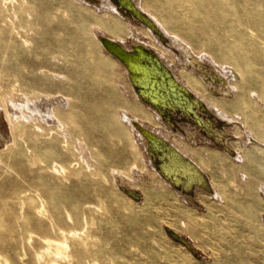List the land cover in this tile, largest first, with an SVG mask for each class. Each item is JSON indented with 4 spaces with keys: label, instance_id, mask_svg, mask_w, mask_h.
<instances>
[{
    "label": "rangeland",
    "instance_id": "obj_1",
    "mask_svg": "<svg viewBox=\"0 0 264 264\" xmlns=\"http://www.w3.org/2000/svg\"><path fill=\"white\" fill-rule=\"evenodd\" d=\"M147 1L170 30L186 38L200 53H209V69H213L214 57L236 61L237 53L244 54L248 113L242 115L233 106L231 91L227 97L213 96L229 98L226 108L239 112L234 116L247 121L254 133L250 135L264 141V98L260 97V83L264 82V0H211L208 10L215 17L219 15L217 23L215 18L187 22L185 13H167L160 3ZM74 2L0 0L1 90L16 99L30 96V90L61 93L68 98L72 113L66 120L70 151L48 130L36 135L28 129L29 148L19 140L18 149L2 154L0 264H49L38 242L33 240L32 244L25 238L28 227L34 231V238L49 231L47 221L40 222L31 209L38 203L36 188L45 196L55 220L53 239L65 242L69 254L60 255L53 264H264V149L248 140L239 127L229 128V141L240 153L238 157L225 156L202 141L195 128L192 130L199 139L194 146L185 136H175L176 142L196 153L218 192L213 196L197 190L201 206L179 203L150 170L141 151L143 145L129 128L130 118L137 113L144 116L146 125L156 121L136 110L133 93L124 83L118 85L112 67L100 54L94 34L109 33L100 18L105 14L99 11L97 15ZM124 37L127 43L131 41L130 36ZM182 67L177 64V70L186 77ZM0 130L10 133L1 104ZM80 136L86 163L78 170L75 158L79 154L73 145ZM48 149L58 161L68 158L75 174L63 177L33 164L34 150L37 157L46 159ZM122 185L138 188L142 199L123 193ZM29 187L31 191H26ZM40 224L45 227L38 228ZM168 224L191 240L200 257L166 235ZM60 228L66 234H60ZM72 232L78 236H71Z\"/></svg>",
    "mask_w": 264,
    "mask_h": 264
},
{
    "label": "bare ground",
    "instance_id": "obj_2",
    "mask_svg": "<svg viewBox=\"0 0 264 264\" xmlns=\"http://www.w3.org/2000/svg\"><path fill=\"white\" fill-rule=\"evenodd\" d=\"M73 1L81 7L90 9L95 14L99 11L105 14V16L101 14L100 18L101 22L105 23V29L107 28L109 33L94 34L100 54L106 63L112 67L113 76L118 80V85L120 82L124 83L133 93L132 95L137 100L136 110L138 109V112L143 111L146 117L156 121L155 125H152V123L146 125L143 120L144 116L137 113L132 115L133 117L129 120L131 126H128L131 128L132 133L138 135L143 145L141 151L145 153L151 167L150 170H153L160 181L169 185L168 187L174 186L173 188L181 192L187 198V201L190 199L196 201L195 194L197 190L218 196L213 179L204 168L205 166L203 167L193 158L191 154L194 155V153H189V150L185 147L187 145L184 148L183 144L180 145L176 142L175 136H185L190 141V145L194 146L199 139L196 137L197 135L195 136L197 133L192 130V128H195L202 141L211 143L216 149L222 151L225 156L238 157L240 153L229 141L231 137L229 128L239 127L240 130H238L245 133L248 140L264 149V141L258 139V135H252L254 133L249 128L247 121L234 116V114L240 113L237 111L233 113L226 108L229 98L224 99L213 96V94H222L227 97L231 91L234 98L233 106L237 110L240 109L242 115L248 113L245 109L248 106L247 85H249V81L245 78L242 70V62L245 61L243 59H246L244 54L237 53L236 57L240 61H223L213 56L214 58H211L213 69H209L206 65L209 53H200L201 51L196 49L186 38L176 31L170 30L164 21L150 9L149 6H152L150 1L134 0L136 5L145 13V15L142 14L143 18L148 15L153 19L156 27L161 29L159 35L137 20L130 10L123 7L125 0ZM153 2L160 3V6L167 13H173L177 16L185 13L187 22L190 20L201 21L203 18L211 20L215 18L217 23V18H219V15L215 17L208 10L211 7V0H153ZM125 34L131 37L129 43L125 40ZM101 36L106 37L105 41H102ZM138 45L144 46V48L147 47L145 49L148 53L154 52L156 60L145 54ZM131 50H137L141 56H145L146 63L149 64L148 69L152 71L155 77V80L139 77L136 80L139 86L138 92L135 90L129 74L140 64L128 55ZM224 56H226L225 53ZM178 63L183 66L181 71L187 73L186 77L177 70ZM163 69L166 71V77L161 75ZM30 91L27 92L31 94L30 96L24 95L23 98L16 99L10 93H6V90H1L0 85V104L4 110L10 131L9 135H6L0 130V144L3 145L0 149V160L5 152L11 153L14 149L19 148V140L25 141L27 148H29L27 142L28 129L36 135H43L48 130V133L52 136H57L60 141L65 142L68 151H70L71 136L66 127V120L71 118L72 113L69 110L68 98L61 93L51 94L40 90ZM260 97L264 98V82L260 83ZM142 107L146 110H143ZM136 124L138 127H136ZM81 139V136L77 138L73 145V148L79 154L75 158L78 170L82 168V163H86L80 146ZM257 143H260V145ZM47 154L46 159L37 157V152L34 150L32 153L33 164H37L38 168L45 167L54 170L63 177L75 174L76 171L69 164L68 158L58 161L51 149L47 150ZM239 161H242V159L239 158ZM155 163L159 164L158 170ZM122 188L136 191L128 185H122ZM125 189L122 190L126 194ZM26 191H31V187L27 188ZM35 192L38 203L32 205L31 209L38 216L40 222L47 221L49 231L46 230L41 235L39 234V237L34 238V231L31 227H28L26 229L28 235H25V238L32 244L35 242L33 240H36L38 242L37 247L43 249L46 260L49 264H53V261L60 255L69 254L66 253L63 244L65 242L62 243L53 239L56 224L49 212L45 196L38 192L37 188ZM65 208L67 211V207ZM21 212L22 216L26 217V212L24 210ZM68 216L70 217L69 213ZM168 225L172 230L183 235L178 229L170 224ZM42 226L45 227V225L40 224L38 228L42 229ZM59 232L60 234H66L61 228ZM165 233L169 236L166 230ZM71 236L77 237L78 235L76 232H72ZM186 238L195 253L200 254L191 240L188 237ZM178 243L183 245L180 242ZM186 249L188 248L186 247ZM188 251L193 254L190 249Z\"/></svg>",
    "mask_w": 264,
    "mask_h": 264
},
{
    "label": "water",
    "instance_id": "obj_3",
    "mask_svg": "<svg viewBox=\"0 0 264 264\" xmlns=\"http://www.w3.org/2000/svg\"><path fill=\"white\" fill-rule=\"evenodd\" d=\"M123 7L128 9V10H130L133 13V15L136 16L137 20H139L140 22H142L143 24L148 26L154 33H156L158 35L161 34V29L156 27V24H155V22L153 21L152 18H150L148 15L145 16V18H143L142 14L145 15V13L136 5L134 0H125V5H123ZM140 14H141V16H139ZM101 39H102V41H105L106 37L101 36ZM115 43H117V42H115ZM139 47L145 54L149 55V57H151L153 60H156L154 52L148 53L146 51V49H145L147 47L144 48V46H141V45ZM128 55L131 58H133L137 63L140 64V66L135 67L129 74L130 75V79L133 82V85L135 87V90L138 92L139 91V86L136 83V80L139 77L147 78L149 80H155V77H154V74L152 73V71L148 69L149 68V64L146 63L145 56H141L139 51L131 50V51L128 52ZM161 71H162L161 75L166 77V71L164 69L161 70ZM161 114H162V112H161ZM136 127H138L137 124H136ZM155 166H156V169L158 170L157 167L159 166V164L155 163ZM172 187H174V186H172ZM123 189H125V188H123ZM125 191H126V193L128 195H130L134 199L140 200L141 197H140V194L138 192L129 191V190H126V189H125ZM135 193H137V194H135ZM165 230H166V232L168 233V235L170 237H172L174 240H176V241L182 243L183 245H185L188 249H190L193 252V254L196 257H200V254L197 253V252L195 253L194 249L190 246V242L187 240V238L185 236L175 232L174 230H172L168 226H165Z\"/></svg>",
    "mask_w": 264,
    "mask_h": 264
},
{
    "label": "crops",
    "instance_id": "obj_4",
    "mask_svg": "<svg viewBox=\"0 0 264 264\" xmlns=\"http://www.w3.org/2000/svg\"><path fill=\"white\" fill-rule=\"evenodd\" d=\"M188 149V148H187ZM189 150V149H188ZM189 153L191 154V153H194V155L193 154H191L192 156H193V158L196 160V161H198V159H197V157H196V153L193 151H191V150H189ZM162 182V181H161ZM163 183V182H162ZM165 184V183H164ZM163 184V185H164ZM167 184H165V186H166ZM169 185H167L166 186V188L169 190V191H171V192H173L176 196H177V200H178V202L179 203H182L183 204V206H185L186 207V205L188 204V206L189 205H191V204H195V205H200V203L198 202V200L196 199V194H195V200L197 201V202H195V201H193V200H188L187 201V198H185V196L183 195V194H181V192H179L177 189H175V188H173L172 186H170V187H168ZM140 195H141V198L140 199H142V197H143V195H142V193L140 192V190H138V188H136L135 189ZM176 192V193H175ZM172 193V194H173ZM186 199V200H185Z\"/></svg>",
    "mask_w": 264,
    "mask_h": 264
}]
</instances>
